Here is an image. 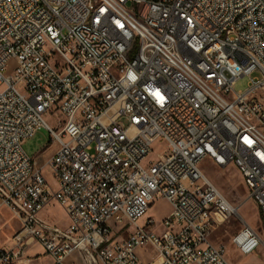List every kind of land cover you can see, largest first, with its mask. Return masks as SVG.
I'll return each instance as SVG.
<instances>
[{"label":"built area","instance_id":"1","mask_svg":"<svg viewBox=\"0 0 264 264\" xmlns=\"http://www.w3.org/2000/svg\"><path fill=\"white\" fill-rule=\"evenodd\" d=\"M42 126L58 148L40 165L22 144ZM205 160L264 219V0H0V209L20 223L0 264H32L34 243L52 264H233L209 236L238 210ZM160 198L169 214L139 224ZM231 242L264 236L245 222Z\"/></svg>","mask_w":264,"mask_h":264},{"label":"rangeland","instance_id":"2","mask_svg":"<svg viewBox=\"0 0 264 264\" xmlns=\"http://www.w3.org/2000/svg\"><path fill=\"white\" fill-rule=\"evenodd\" d=\"M248 81V76L240 78L235 85V90H244L247 87ZM47 121L49 125L54 126V120L52 118H48ZM122 122L125 124L128 123L125 118L122 119ZM162 145L163 143L161 140L155 141L152 144L153 151L148 155V159H156L157 151H159ZM22 147L31 158L36 159L40 165H43L58 148V144L52 141L50 130L42 126L33 137L23 142ZM201 168L238 210L236 215L211 231L209 236L211 241L215 244H225L227 258L233 264H264V245L258 247V249L251 254L242 255L231 242L232 236L242 228L245 222L249 223L264 236V219L261 217L257 206L249 198L248 190L241 175L232 165L219 167L210 160H205L201 164ZM43 170L48 182L56 187V182L48 170V167L44 166ZM170 211L171 205L166 199H157L148 207L146 213L138 220V223L145 225L148 218H153L157 226H159ZM42 216L61 227H66L68 224V218L63 208L55 202L51 203L47 209L42 212ZM19 229L20 223L13 212L7 208H1L0 247L10 245L12 236ZM128 230L129 228L117 234L116 231L113 230L112 236L119 240L126 238ZM30 247L29 254L31 256L37 254L35 255L37 258L34 260L33 264H47L49 262V259L45 256L43 247L39 243H34ZM138 252L140 259L144 260L150 258V252Z\"/></svg>","mask_w":264,"mask_h":264},{"label":"crops","instance_id":"3","mask_svg":"<svg viewBox=\"0 0 264 264\" xmlns=\"http://www.w3.org/2000/svg\"><path fill=\"white\" fill-rule=\"evenodd\" d=\"M6 246H7V245H6ZM8 246H9V245H8ZM3 247H5V246H3ZM30 248H31V247H29V249H28V251H27L28 255H30V254H29V250H30ZM138 251H140V252H142V253H143V252H146V251H147V252H150V258H149V259H144V260L141 259L143 262H150V261L153 259V255H152V251H151V250H149V249H142V248H141V249H139ZM138 251H137V252H138ZM35 255H37V254H33V256H35ZM138 255H139V252H138ZM30 256H31V255H30ZM45 256H47V258L49 259V262H48L47 264H52V260H51V258H50L48 255H46V254H45ZM139 257H140V255H139ZM16 264H23V263H21V262H17ZM32 264H33V263H32Z\"/></svg>","mask_w":264,"mask_h":264}]
</instances>
